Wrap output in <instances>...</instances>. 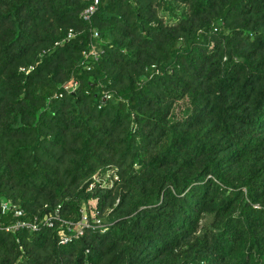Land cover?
<instances>
[{
	"label": "trees",
	"instance_id": "obj_1",
	"mask_svg": "<svg viewBox=\"0 0 264 264\" xmlns=\"http://www.w3.org/2000/svg\"><path fill=\"white\" fill-rule=\"evenodd\" d=\"M87 5L0 0V264H264V0Z\"/></svg>",
	"mask_w": 264,
	"mask_h": 264
},
{
	"label": "built area",
	"instance_id": "obj_2",
	"mask_svg": "<svg viewBox=\"0 0 264 264\" xmlns=\"http://www.w3.org/2000/svg\"><path fill=\"white\" fill-rule=\"evenodd\" d=\"M88 2V5L86 6V8L83 10L82 12V17L85 20H90L91 17L93 16V14L97 11L98 9V5H99V0H85ZM95 35H97V33H95ZM72 36H74V31L71 29L68 32V38H71ZM34 69V66H30L28 68L26 67H22L21 70L25 73H29L31 70ZM76 85V83L74 84H65L64 85V89L65 90H73L74 86ZM62 95V94H61ZM105 97H108V95H106ZM118 179V175L114 174L112 171L107 172L106 176L100 177V176H94V182L91 184V187L94 186V184L96 182H101L103 184V186L105 187H112L113 183L115 180ZM11 205L9 202H2L0 204V228L4 229L5 231L9 232L12 230H15L16 228L19 227H24V226H28L30 229L36 230L38 229L39 226H37V223L34 222H26V221H17L16 223H12V224H5L1 221L2 216L10 209ZM13 209H15V215H21L22 211L12 207ZM104 224L101 222L100 219H95L93 222L90 220L89 216L86 213H83L80 220L77 222L76 226H75V230H74V234L71 235H62V242L66 243L68 241H70L73 236H79L82 235L84 233L85 228L88 227H96V226H103Z\"/></svg>",
	"mask_w": 264,
	"mask_h": 264
}]
</instances>
